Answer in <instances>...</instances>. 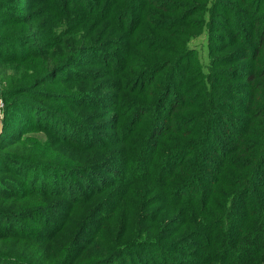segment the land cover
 <instances>
[{"label":"trees","instance_id":"16d2710c","mask_svg":"<svg viewBox=\"0 0 264 264\" xmlns=\"http://www.w3.org/2000/svg\"><path fill=\"white\" fill-rule=\"evenodd\" d=\"M43 1L40 16L65 24L62 50L43 55L30 86L0 90V264H20L13 253L32 264H264V12L247 0ZM204 32L209 67L190 75L189 43ZM87 57L96 71H78L86 87L73 91L59 76ZM30 112L45 139L5 152ZM21 221L30 228L17 233Z\"/></svg>","mask_w":264,"mask_h":264},{"label":"rangeland","instance_id":"374dc122","mask_svg":"<svg viewBox=\"0 0 264 264\" xmlns=\"http://www.w3.org/2000/svg\"><path fill=\"white\" fill-rule=\"evenodd\" d=\"M45 3H48V1L0 0V90L5 89V91H8V88L10 87L16 88L14 87L16 85L30 86V83L33 81L34 77H41L47 71L45 68H43V66L46 67L48 59H46V57H43V55H45L46 53L59 54V52L62 50L60 48L61 44L57 43L58 39H56V35L65 27V24L57 23L50 13L45 17L40 16L42 14V5H45ZM224 3L226 6L228 5L232 9H235V6L232 5L229 0H225ZM247 3L248 5L251 4V8L253 7L254 9L256 8V6H258L255 9V12H257L256 15L261 16V14L264 12V2L262 0H247ZM58 4L65 5V3L61 2V0L58 1L55 5L57 6ZM69 9H71V7H69ZM262 16L264 17V13L262 14ZM257 17L259 16H255L254 18L256 19ZM220 26L221 28H225V30H228V28H226L224 24L221 23ZM259 30L260 29L258 28L257 32ZM189 45L196 51L194 56L190 58V60H187L189 61L188 67L190 75L195 74L197 69L202 70V72H206L209 67V58L206 52L207 34L204 32L203 35L192 39ZM33 54H41L42 58H32L31 55ZM27 59H29L27 62L22 63V61ZM63 59L64 58L61 57L59 61H62ZM111 61V63H113V61L116 60ZM80 62L85 64V66H80L74 63L72 64L69 72H66L59 76L60 79L63 80H67L72 77L70 78V80H74V83H76L71 85L73 91L75 89H78V86L86 87L85 82H83V80H79L78 77L82 76L78 74V71L90 74L96 71V66L92 67L90 64L94 62L93 59L87 57ZM74 71H77V73H73ZM57 85L62 89L65 87L64 82ZM34 89H36L37 91H42L49 90L50 88L48 86H39ZM22 98L31 101L35 98L38 103H44L40 100L39 97H35L29 94H23ZM105 102L108 105L113 104V100L105 99ZM23 104L25 105V107L28 105L27 102ZM107 104L101 103L100 107H106ZM2 106L3 104L0 101V121L3 123L4 116L3 110L1 108ZM29 110L31 111V109ZM11 118V120H15V118H19V116L16 113H12ZM26 118L30 121L29 126L26 125V128H28V130H26V132L21 135L16 143L5 146V152H14L15 149L23 143L24 137H27L28 135H35V137L39 138L40 140L45 139V137L42 135V132L39 131L38 128L40 127V121L42 118H37L35 113L30 112L28 115L25 113L24 116H21V119H19V121H23L24 119V122H26ZM36 122L39 123L36 124ZM86 122L84 123V129L87 128L91 132L90 135H96V139L98 141L103 142L104 139H109L111 134L107 130H101L100 126H96L99 122H89L87 124ZM228 137L225 139L222 138L221 141L223 143H229ZM0 171V175L6 176L10 173L9 168L6 167L0 168ZM28 228H30V225L27 222H18L17 233H21ZM15 244L20 245L21 242L17 241V243ZM13 249L15 250V248ZM5 254L6 253L0 250V256H6ZM9 256L20 259V264H22L23 262V264H32L26 257L20 258L14 253L9 254Z\"/></svg>","mask_w":264,"mask_h":264},{"label":"water","instance_id":"95a60500","mask_svg":"<svg viewBox=\"0 0 264 264\" xmlns=\"http://www.w3.org/2000/svg\"><path fill=\"white\" fill-rule=\"evenodd\" d=\"M1 131H2V123L0 121V134H1Z\"/></svg>","mask_w":264,"mask_h":264}]
</instances>
